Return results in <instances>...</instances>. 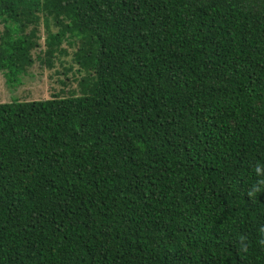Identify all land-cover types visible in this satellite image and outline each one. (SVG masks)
Masks as SVG:
<instances>
[{
  "label": "trees",
  "instance_id": "obj_1",
  "mask_svg": "<svg viewBox=\"0 0 264 264\" xmlns=\"http://www.w3.org/2000/svg\"><path fill=\"white\" fill-rule=\"evenodd\" d=\"M42 18L83 89L0 103V264H264V0H0L8 86Z\"/></svg>",
  "mask_w": 264,
  "mask_h": 264
},
{
  "label": "rangeland",
  "instance_id": "obj_2",
  "mask_svg": "<svg viewBox=\"0 0 264 264\" xmlns=\"http://www.w3.org/2000/svg\"><path fill=\"white\" fill-rule=\"evenodd\" d=\"M49 28V29H48ZM58 27L49 20V26L40 20L37 28V48L32 51L33 63L21 76L19 84L8 86L4 74L0 72V103H8L14 99L20 101L47 100L55 96L79 95L82 93L80 82L85 77L83 71H79L74 60L80 39L77 37L64 39L60 49L51 57L48 63L47 45L45 38L48 30L52 33L58 31ZM2 26L0 25V32Z\"/></svg>",
  "mask_w": 264,
  "mask_h": 264
},
{
  "label": "clouds",
  "instance_id": "obj_3",
  "mask_svg": "<svg viewBox=\"0 0 264 264\" xmlns=\"http://www.w3.org/2000/svg\"><path fill=\"white\" fill-rule=\"evenodd\" d=\"M260 168H257V172H259ZM260 191V189L258 188H254L251 192L248 193V195L252 196L254 195L256 192Z\"/></svg>",
  "mask_w": 264,
  "mask_h": 264
}]
</instances>
